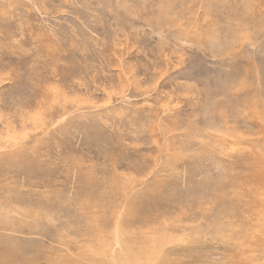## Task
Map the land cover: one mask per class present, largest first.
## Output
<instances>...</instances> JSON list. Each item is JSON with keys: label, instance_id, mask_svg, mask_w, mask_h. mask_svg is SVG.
Instances as JSON below:
<instances>
[{"label": "rangeland", "instance_id": "obj_1", "mask_svg": "<svg viewBox=\"0 0 264 264\" xmlns=\"http://www.w3.org/2000/svg\"><path fill=\"white\" fill-rule=\"evenodd\" d=\"M100 263L264 264V0H0V264Z\"/></svg>", "mask_w": 264, "mask_h": 264}, {"label": "bare ground", "instance_id": "obj_2", "mask_svg": "<svg viewBox=\"0 0 264 264\" xmlns=\"http://www.w3.org/2000/svg\"><path fill=\"white\" fill-rule=\"evenodd\" d=\"M144 249V248H143ZM128 250V249H127ZM130 253H131V251H130ZM95 259V258H94ZM102 261V260H101ZM101 264V263H100Z\"/></svg>", "mask_w": 264, "mask_h": 264}]
</instances>
